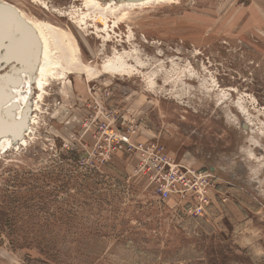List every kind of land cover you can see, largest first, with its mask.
<instances>
[{"label":"rangeland","instance_id":"1","mask_svg":"<svg viewBox=\"0 0 264 264\" xmlns=\"http://www.w3.org/2000/svg\"><path fill=\"white\" fill-rule=\"evenodd\" d=\"M2 1L81 59L0 149V264H264V0H161L105 23L83 0ZM151 144L211 176L205 206L137 173Z\"/></svg>","mask_w":264,"mask_h":264},{"label":"bare ground","instance_id":"2","mask_svg":"<svg viewBox=\"0 0 264 264\" xmlns=\"http://www.w3.org/2000/svg\"><path fill=\"white\" fill-rule=\"evenodd\" d=\"M159 1L83 0V3L97 21L105 23V16L114 8H133ZM5 39L10 41L5 45L6 60L19 66L13 67L14 73L3 75L0 81L1 150L10 148L17 138L24 140V134L18 133L19 126L25 124V131L28 130L32 112L38 107L37 101L49 79L68 77L81 59L75 41L61 40L49 24L34 20L21 9L0 0V49ZM102 67L108 73L114 69L109 65Z\"/></svg>","mask_w":264,"mask_h":264},{"label":"built area","instance_id":"3","mask_svg":"<svg viewBox=\"0 0 264 264\" xmlns=\"http://www.w3.org/2000/svg\"><path fill=\"white\" fill-rule=\"evenodd\" d=\"M136 149L142 157L136 171L155 186L160 199L190 196L198 200L199 208L208 203L207 193L212 189L210 175L176 162L157 144Z\"/></svg>","mask_w":264,"mask_h":264},{"label":"flooded vegetation","instance_id":"4","mask_svg":"<svg viewBox=\"0 0 264 264\" xmlns=\"http://www.w3.org/2000/svg\"><path fill=\"white\" fill-rule=\"evenodd\" d=\"M0 64L4 65L3 68H2L3 70L0 71V72H2V74L0 73V78L3 75L7 74V73L13 74L14 73V72H12V71H14L13 67L18 68V66H19V64L16 63V62H13V61L10 62V61L4 60L3 59V50L2 49L0 50ZM0 80H2V79H0Z\"/></svg>","mask_w":264,"mask_h":264},{"label":"water","instance_id":"5","mask_svg":"<svg viewBox=\"0 0 264 264\" xmlns=\"http://www.w3.org/2000/svg\"><path fill=\"white\" fill-rule=\"evenodd\" d=\"M19 28H22V27L18 26V29H19ZM17 32H18V30H17ZM18 33H19V32H18ZM1 48H2V47H1ZM0 50H1V49H0ZM24 123H25V122H24ZM24 125H25V124H24Z\"/></svg>","mask_w":264,"mask_h":264}]
</instances>
